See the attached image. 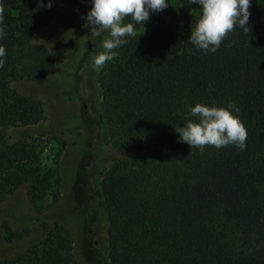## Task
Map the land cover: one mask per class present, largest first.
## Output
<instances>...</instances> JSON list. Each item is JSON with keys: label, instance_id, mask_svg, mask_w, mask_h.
Wrapping results in <instances>:
<instances>
[{"label": "trees", "instance_id": "trees-1", "mask_svg": "<svg viewBox=\"0 0 264 264\" xmlns=\"http://www.w3.org/2000/svg\"><path fill=\"white\" fill-rule=\"evenodd\" d=\"M192 5L180 15L150 13L111 61L87 66L80 85L92 136L101 126L84 164L108 162L84 203V225L89 235L95 224L106 227L111 264H264V0H251L248 31L235 27L215 53L188 40L200 15ZM56 12V0H0V209L15 204L21 187L38 201L59 180L42 167L36 142L44 106L12 85L44 75L77 37L68 25L53 42H35ZM100 39L89 34L83 61ZM196 103H234L246 148L179 141L175 128L198 119L188 111ZM1 224L9 250L0 264H78L65 223L43 220L12 234L8 219Z\"/></svg>", "mask_w": 264, "mask_h": 264}, {"label": "rangeland", "instance_id": "rangeland-1", "mask_svg": "<svg viewBox=\"0 0 264 264\" xmlns=\"http://www.w3.org/2000/svg\"><path fill=\"white\" fill-rule=\"evenodd\" d=\"M56 1L57 12L54 18L41 29L35 42H53L60 30L68 25L77 29V37L72 43L63 46L62 61L44 75L35 80L15 81L12 85L17 91L39 99L44 106V119L35 125L36 142L41 150L42 167L45 170L52 169L59 180L55 183L54 191L38 201H33L26 188L21 187L12 199L15 204L0 209V254L9 250L3 240L4 232L8 230L1 221L9 220L11 234L26 232L27 228L37 229V224L43 220L60 221L71 230L74 258L78 264H111L107 256L106 227L95 224L89 235L88 223L84 225L87 217L84 203L88 193L93 192L95 184L100 182L108 164L95 159H91L87 167L84 164L87 150L90 151L91 145L97 143L101 133V126L96 123L94 128L98 136L94 131L92 136L81 99L80 85L87 81L88 76L86 68H93L91 62L88 64L83 61L87 57L86 47L90 34V29L84 27L83 17L91 4L90 0H81L82 9H78L75 6L77 0ZM167 2L169 5L163 11L168 12L170 7L175 15H180L192 5L190 0ZM192 7H196V4ZM103 38H108L107 32ZM105 150L107 154L111 151L108 146ZM19 205L20 211H16L14 207Z\"/></svg>", "mask_w": 264, "mask_h": 264}, {"label": "clouds", "instance_id": "clouds-1", "mask_svg": "<svg viewBox=\"0 0 264 264\" xmlns=\"http://www.w3.org/2000/svg\"><path fill=\"white\" fill-rule=\"evenodd\" d=\"M199 5L200 15L188 37L190 43L199 50L215 53L226 35L235 27L248 31L251 0H190ZM91 7L84 19V27L90 29V37H100L99 49L90 52L92 66L99 70L106 61H111L116 53L113 49L134 37V25L144 24L150 13L163 11L168 7L167 0H90ZM52 0L47 5L51 7ZM131 22H125L126 17ZM107 32L108 38H103ZM5 49L0 47V57ZM2 63V62H0ZM189 114L198 119H188L183 126L175 128L178 140L187 143L191 149L213 146L221 149L234 145L238 150L246 148L247 130L236 114L239 108L234 103L227 106L196 103L188 107Z\"/></svg>", "mask_w": 264, "mask_h": 264}]
</instances>
